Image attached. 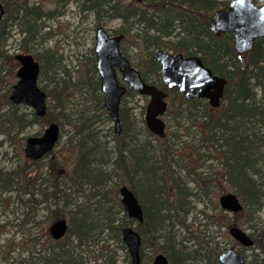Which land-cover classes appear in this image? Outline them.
Listing matches in <instances>:
<instances>
[{"label":"trees","instance_id":"obj_1","mask_svg":"<svg viewBox=\"0 0 264 264\" xmlns=\"http://www.w3.org/2000/svg\"><path fill=\"white\" fill-rule=\"evenodd\" d=\"M50 1L54 9L35 0H0L5 9L0 45L3 38L10 36L11 29L18 35V53L10 54L0 48L1 65L17 68L15 55H33L41 65L40 76H45L51 85L49 90L42 87L49 99L45 118L40 119L35 113L19 115L18 106L9 102L17 71H5L0 78V89L4 88L0 97L10 105V110L5 121H0V132L12 140L9 135L15 131V125H23L26 117L29 125L54 122L60 125L62 133L67 126L75 127L76 132L66 146L47 156L50 158L44 173L34 175L24 164L0 182V191L14 188L23 205L16 224L20 240L13 235L5 245H0V264H117L116 255L120 252L131 264L122 231L134 225L142 238V264H153L157 255H164L169 264H219V249L187 221L196 211L193 205L205 204L206 199L211 202L210 195L217 191V198L233 192L244 209L229 215L218 204L212 206L213 210L204 208L199 213L209 226L243 228L240 218L250 217L264 207V39L256 40L253 51L240 58L231 35L211 31L212 19L228 0H77L80 12L92 14L98 26L107 17L121 21L123 28L114 31V35L124 36L123 54L146 82L168 93L167 113L184 124L189 122V128L201 134L196 140L198 145L191 142L189 155L180 161L176 146L183 135L178 129L171 131L167 125L166 137H155V146L140 142V130L131 117V109L121 106V134L114 135L116 157L110 160L112 156L107 150L100 152L104 145L99 143L94 118L85 107L93 102L110 121L103 105L94 50L80 61L77 77L58 50L42 55L33 53V46L47 37L45 22L58 18L61 14L57 10L71 0ZM126 43L131 51L136 50V59L125 53ZM158 51L197 56L214 75L225 78L228 83L221 107L214 109L205 100H189L177 90H169L160 79V64L154 58ZM136 96L128 90L122 102ZM79 97L82 103L76 102ZM142 122L145 131L152 135L145 119ZM205 152L210 155H204ZM205 157L220 159L223 172H200ZM109 164L112 167L107 170L105 166ZM176 166L179 172L174 169ZM123 186L140 201L143 224L123 215L119 204ZM40 205L45 206L43 222L48 225L67 220L68 232L62 239L54 240L48 225L39 220ZM5 227L7 224L1 225ZM177 227L188 234V241L196 242L192 253L183 246L185 238L178 240L181 235ZM250 235L254 242L251 249L258 252L253 258L264 256V227ZM113 244L115 248H111ZM232 246L236 247L235 242ZM146 249L151 251L148 258ZM256 264H264V257Z\"/></svg>","mask_w":264,"mask_h":264},{"label":"water","instance_id":"obj_2","mask_svg":"<svg viewBox=\"0 0 264 264\" xmlns=\"http://www.w3.org/2000/svg\"><path fill=\"white\" fill-rule=\"evenodd\" d=\"M141 1V0H129ZM5 10L0 4V25ZM216 35L229 34L233 37V46L240 58L253 51L256 40L264 39V0H228L219 10L210 24ZM123 35L111 36L104 27H98L95 33L94 52L96 67L100 76L104 108L114 123L117 136L121 134L120 107L122 98L130 89L142 97L150 99L146 110V125L156 137L166 136L168 94L155 85L147 83L136 68L121 52ZM161 66L160 78L171 90H178L186 99L206 100L212 108H219L225 95L227 80L214 75L197 56H184L159 51L155 54ZM19 62L18 82L12 86L10 102L13 106H26L34 110L38 118L47 114V94L38 86L40 65L32 55L16 56ZM120 77V79H119ZM60 126L51 123L40 137H30L26 141L25 156L40 160L56 147L60 139ZM120 208L128 220L144 223V211L138 198L127 186L121 187ZM223 210L237 214L243 211L242 201L234 193L223 195L219 199ZM50 235L55 240L63 238L68 231L66 220H58L50 227ZM231 236L244 248L251 247L252 238L241 228L233 227ZM122 240L127 247L131 264H141L142 239L135 227H126L122 231ZM220 264H245V258L235 248L227 249L220 257ZM153 264H169L164 255H158Z\"/></svg>","mask_w":264,"mask_h":264},{"label":"rangeland","instance_id":"obj_3","mask_svg":"<svg viewBox=\"0 0 264 264\" xmlns=\"http://www.w3.org/2000/svg\"><path fill=\"white\" fill-rule=\"evenodd\" d=\"M35 3H42L47 9H54V4L50 0H35ZM57 14L61 15L54 20H48L47 22H45L46 25L44 28V33L47 34V37L44 41L39 43L37 42L38 44L36 43L33 46V53L42 55L43 53L48 51L53 52L58 50L59 55H63L66 63L68 65H71L74 76L77 77L75 72L77 70H81L80 61H82L83 57L89 55L91 50H94L96 42L95 33L96 29L99 26L97 25L96 19L92 14L80 12L77 0H71L66 7L59 8L57 10ZM100 26H103L113 35L114 31H118L119 29L123 28L120 20L110 19L108 17L103 19ZM9 32L10 36H8L7 39L6 37L2 39L0 48L10 54L18 53L16 41L18 39V35H16V30L11 29ZM124 49L126 51L125 53L131 56L133 60L137 58L135 55L136 50L131 51L129 43L124 44ZM0 66V72L1 70H4L3 73H0V78L4 76L5 71L16 68L13 65L2 66L1 62ZM18 68L19 65H17L16 71ZM14 82L12 83V85H14L17 81L15 83ZM39 85L41 88L45 86L47 90L51 89L49 81L45 76L42 75L39 78ZM3 90L4 88L0 89V96L3 94ZM76 102L82 103L83 99L79 97ZM148 103L149 99L137 95L133 99H129V101L122 102L121 106L131 109V117L137 122L138 129L140 130L138 134V138L141 139L140 142H148L155 146L157 145L155 137H152L153 135H150L147 131H145V125L142 122V120L146 117V108ZM0 105L2 106L0 116H3L0 121L4 122L6 118L5 115L10 110V105L5 104L1 97ZM85 107L89 108L91 117L94 118V130L97 133V139L99 143L104 145L102 151L100 152H104L105 150H107L112 156L110 160H114L116 157V142L114 140V124L112 120H107L106 116L102 115V112L95 108L93 102L85 104ZM144 109L145 113H143ZM17 111L19 115L26 114L28 116H31V114L34 113L31 108L25 106H19ZM178 119H174L169 115V113H167L164 117L167 125H170L171 131H176L178 129L180 131V134L183 135L180 143L176 146L181 161L182 158L184 159L189 155V152L192 149L191 142H194L195 145H198V142H196V140H198V138L200 139L201 134L200 132H197L195 128H189V122H186V124H184L183 120ZM28 120V117H26L23 125H15V131L9 135L11 136L12 140L10 139V137L0 132V182L5 177H7V175L15 172L19 167L24 166V164L34 175L44 173L46 170L44 166L46 165L50 157H47L41 162L33 164L29 160H26V157L24 155V143L25 140L29 137L42 135L46 127L49 125V122L29 125L27 124ZM176 120H178V122H176ZM75 132V127H65L64 133H62V140L56 147L54 152H57L60 148L66 146V141L70 136L71 138L74 137ZM74 142L78 143V140H74ZM100 154L101 153H98V155ZM204 155H210V153L205 152ZM221 163L222 162L220 161V159H208L205 157L204 161L201 162L202 169L200 170V172L208 174L212 173L214 175L220 174L223 172ZM198 165H200V163H198ZM111 167L112 164L105 166L107 170H110ZM174 169L179 172L178 166H176ZM182 175L184 174L182 173ZM224 186L227 187L226 183H224ZM190 187H193L192 184H190ZM212 191H214V189ZM218 193L219 191L210 195V197H212L211 202L206 199L205 204H198L197 206L193 205V207L196 208V211H193L188 216L187 223L193 225L194 228H197V231L201 232L202 235L205 234L206 238L208 239L207 241L210 242V245L219 249L221 255L229 247H231L234 242L229 234L230 228L209 226L204 216L199 213L204 208L213 210L212 206H215L216 204L219 205V197L217 198ZM19 195L20 193L16 192L14 188H12V191L8 192L3 190L0 191V231H2V235L0 234V245H5V241L13 237V235H16V239L20 240V237L17 234V232L20 233V230L16 226V224H18L19 222L17 219L21 218L23 205H21L18 200ZM27 198L28 197H26V199ZM37 199L40 198L37 197ZM38 209V213L40 215L39 220L43 222L46 215L45 206L40 205ZM249 216L250 217L244 215L240 218V221L245 225L243 229L246 230L249 234L254 233L256 230L258 231L264 227V207L260 212L252 213ZM43 223L47 224L46 221ZM4 224H7V227L3 229L1 228V225ZM48 227H50V225H48ZM176 229L181 235L179 236L178 240L183 241V239L185 238V240L183 241V246L186 247L189 253H192L196 249V242L188 241V234H186V232H184L181 228L177 227ZM111 243L112 242H109V244ZM235 245L237 250H239L241 254L245 256L246 264H256L257 262L259 263L264 257L263 255H260L257 259L253 258V255L258 253L257 251L243 248L238 243H235ZM5 248L6 247H4L2 250L5 251ZM111 248H115V244L111 245ZM144 253L146 258L151 256V251H149V249H146ZM12 257H14L15 259L17 258V256L15 255H13ZM22 258H25V256H23ZM116 258L118 260L117 264H127L125 256L124 254H122V252H120V254L117 253ZM0 259H2V257H0Z\"/></svg>","mask_w":264,"mask_h":264},{"label":"flooded vegetation","instance_id":"obj_4","mask_svg":"<svg viewBox=\"0 0 264 264\" xmlns=\"http://www.w3.org/2000/svg\"><path fill=\"white\" fill-rule=\"evenodd\" d=\"M168 104H169V99H168ZM46 128H47V127H46ZM44 132H45V130H44ZM44 132H43V133H44ZM42 135H43V134H42ZM42 135L35 136V137H40V136H42ZM27 139H28V138H27ZM27 139L25 140V143H24V155H25V148H26V141H27ZM53 151H55V149H54ZM53 151H51L50 153H52ZM50 153H49V154H50ZM49 154H47L46 156H44L43 158H41L40 160H38L37 163L43 161L44 159H46L47 156H48ZM25 157H26V156H25Z\"/></svg>","mask_w":264,"mask_h":264}]
</instances>
